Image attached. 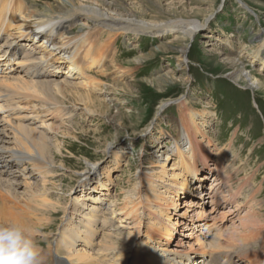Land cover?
<instances>
[{"label":"rangeland","instance_id":"obj_1","mask_svg":"<svg viewBox=\"0 0 264 264\" xmlns=\"http://www.w3.org/2000/svg\"><path fill=\"white\" fill-rule=\"evenodd\" d=\"M102 1L111 3L114 13L122 15L133 13L135 17L151 22L167 18H185L196 19L203 24L201 23L192 39L174 44L176 37L170 34L139 38L132 34L113 37L111 57L103 64L104 72L97 76L99 84L91 85L90 88L93 89L87 91L90 99L96 100H94L96 113L89 115L80 109L82 104L78 101L84 97V89L82 93L79 91V95L64 93L67 105L75 112L72 119L67 120V124L54 119L47 120L55 126L49 127L53 128L52 133L58 127L52 137L53 141L63 146V149L59 158L57 156L54 159L55 172L51 178L53 185L46 197L59 202L60 206L56 213L48 211L44 214L48 220L42 223H47V226L51 227L50 230H54L65 224L61 218L63 211H66L63 220L70 216V225L76 227V232L81 236V226L74 222L81 218L83 211H88L87 204L92 202L93 196L101 198L96 204L102 206L101 210L108 215L107 207L122 206L119 203L123 201L131 185L137 181L139 171L152 168L156 173L164 169L162 164L166 166L167 172H171L175 167L173 170L181 175L175 164L179 167L178 162L181 160L184 163L185 160L176 158L173 147L174 139L187 141L183 133L180 138L175 137L177 127L179 123L181 124L179 119L185 115L184 108L180 107V101L185 99L193 111L211 112L205 117L209 118V124L198 125V129L205 130L202 135L197 133L198 138L196 136L200 146L192 148L188 146V142H183L179 147L180 152L187 154L186 161L189 166H194L196 171H199L198 174L201 173V179L195 181L191 177L187 190L183 187L175 197L167 191L165 204L154 207L158 218L157 226H149V220L144 216L140 224L137 223L135 226L128 224L129 227L124 229L134 234L138 246L135 253L146 261L154 256L161 260V256L167 255L168 258L163 259L164 261L171 260L180 264L189 257L178 256L173 250L190 249L197 250L192 256L195 261L201 258L200 251H203L201 249H204L207 259L208 249L205 246L200 248L201 245L196 243L194 236L200 237L205 233V224L210 222L212 217L209 214L196 217L193 213L201 210L207 213L208 199H202L206 202V205H202L198 198L203 197L201 192L207 191L216 176L214 166L222 165L221 176L226 166L236 171L226 180L227 186L232 190L239 187L242 182H251L254 201L256 199L255 202H258L253 210L244 205L246 190L242 188L238 196H232L223 202L221 207L219 206L220 209L226 210L229 206L233 208L236 201L242 202L236 216L230 219V223L225 219L223 226L236 228L237 235H240L241 228L238 226L237 217L242 218L245 213L251 211L264 220V87L260 90L251 89L242 77L231 79L225 75L228 71L238 69L236 61L234 64L229 61L240 57L244 62L242 68L264 82V64L261 65L260 60L251 58V52L261 46L264 39V0ZM181 44H186L183 57L185 63L182 67L178 62ZM243 47L246 48L244 53L241 52ZM260 55L264 57V47ZM10 66H13V63ZM102 66L86 69L85 72L94 74L95 71L102 70ZM58 73L63 75L65 70L58 69ZM155 78L157 82L151 83L150 81ZM164 101L171 103L161 108L158 113V106ZM72 104H75L76 108L71 107ZM44 121L45 119L41 121L38 119L36 124ZM207 139L212 142L205 144ZM196 141L192 140V143ZM205 145L212 150L210 155ZM219 149L221 154L224 151L225 155L220 158L221 161L218 160V157H221L218 156ZM26 165L22 162L20 167ZM185 174L189 176V173ZM246 178L248 180H245ZM37 184L40 187V184ZM169 185L160 182L161 187H158L157 191L164 190V186L167 189ZM96 191L99 194L95 193ZM221 191L227 194L224 186ZM19 192L22 193V189H19ZM162 194L164 196V193ZM18 196L22 197L21 194ZM4 201L10 203L8 199ZM22 201L24 200L20 198L18 204L20 207L16 205L22 211L19 212L16 207H13L12 211L27 227L35 226L34 217L41 214L34 215L32 202L29 204L32 209L27 212L25 202ZM24 213L25 216L22 215ZM49 217L52 219L51 222ZM121 217L114 216V222L118 223ZM36 226H39V223H36ZM42 229L44 228L32 227L29 233L31 231L30 237L38 245L40 252H46L47 244L42 238L45 230ZM223 230L226 232V227ZM184 238H188L187 244H192V247L177 244ZM99 240L100 235L96 238L93 236L91 242L95 245ZM80 244L81 242H77V245ZM214 256V262L220 257L223 261V255ZM205 258L201 259L205 261ZM258 260L260 259L252 258L255 264Z\"/></svg>","mask_w":264,"mask_h":264},{"label":"bare ground","instance_id":"obj_2","mask_svg":"<svg viewBox=\"0 0 264 264\" xmlns=\"http://www.w3.org/2000/svg\"><path fill=\"white\" fill-rule=\"evenodd\" d=\"M111 7V3L102 0H0V99L2 101L0 104V221L19 223L28 234L31 233V231L29 233V229L32 227L34 229L44 228L42 229L45 230L42 238L46 241L47 251L40 252V264H161L162 261V264H177L171 260L164 261L163 259L168 258L167 255L161 256V260L158 256L150 257L147 261L140 258L135 253L138 246L134 234L124 228L140 224L144 216L149 220V226H157L158 218L154 207L158 204L160 206L165 204L167 191L175 197L183 187H186L187 190L188 180L190 181L191 177L195 181L201 179V173L198 174L199 171L197 172L194 166H189L186 161L187 154L180 152L179 147L183 142H188V146L192 148L200 146L196 139L205 130L198 129V125L199 123L208 125L209 118L205 117H208L211 112H195L189 108L186 100L181 98L180 107L184 108L185 115L184 118L179 119L181 124L179 123L177 127L175 137L180 138L183 133V136L187 137V141L174 139L173 147L176 158L185 160L184 163L181 160L178 162L179 167L182 168L175 164L181 175L173 170L175 167L171 172H167L166 166L162 164L164 169L156 171V173L152 168L147 170L148 172L146 170L139 171L137 181L131 185L125 198L119 203L122 206L107 207L108 215L101 210L102 206L96 204L100 202L98 200L101 198L93 196L92 202L87 204L88 211H83L81 218L74 222L80 224L81 236L76 232V227L70 225V216L63 220L66 211H63L64 214L61 218L65 224H61L60 227L50 230L51 227L47 226V223H42L48 220L44 214L48 211L56 213L60 206L59 202L46 197L53 185L51 178L55 172L53 171L54 159L57 156L59 158L63 149V146L55 140L53 141L52 137L58 127L52 133L51 128L54 125L52 126L47 120L54 119L65 124L67 120L72 119L75 112L67 105L64 93L79 95V91L84 89V97L79 98L80 101H78L82 104L79 108L83 113L93 114L96 110L94 108L96 100L92 101L87 91L93 89L90 88L91 85L99 84L97 76L104 72L105 65L103 64L111 57L113 37L132 34L139 38L170 34L176 37L173 41L174 44L178 41L184 42V40L192 39L202 23L196 19L185 18H167L151 22L135 17L132 12L131 15L114 13V9L112 10ZM185 46L186 44H181L179 50L178 62L181 67L185 63L183 58ZM263 47L264 39L261 46L251 52V58L260 60L261 65L264 64V57L260 55ZM244 50H246L245 47L241 52L244 53ZM234 61H236L235 65L239 67L236 70L228 71L225 74L227 77L237 79L240 76L251 89L260 90L264 87V82L242 68L244 62L240 57L233 61L230 60L229 63L234 64ZM12 63L13 66H10ZM101 66L102 70L95 71L94 74L85 72L86 69L101 68ZM58 69L65 70V74L58 75L61 74L58 73ZM157 79L150 82H157ZM166 102L160 103L157 109L158 113ZM72 106L76 108L75 104ZM38 119L39 121L45 119V121L39 122L40 124L37 125ZM50 125L51 128H49ZM197 133L200 134L197 135ZM192 140L196 142L193 144ZM211 142L207 139L205 144ZM204 147L210 155L212 150L206 145ZM202 152L205 157V151ZM222 154L219 149L218 156L221 155L218 157L219 161L225 156L224 151ZM22 162L27 165L20 167ZM192 162H194V158ZM213 169L216 176L207 191L201 192L203 197L198 198L202 205H206L202 199H208L207 213L201 212L202 210L193 213L196 217L208 214L212 217L211 221L205 224V233L200 237L195 238L196 235L194 236L196 243L201 245L200 248L205 246L208 249L207 259L204 249H201L203 251H200V256L204 257L205 261L201 258L196 261L192 259L193 254L197 251L195 249L173 251L178 256L189 257L180 264H200V262H202L201 264H224L223 262L241 264L236 261H241L243 264H255L252 262V258L260 259L256 264H264V220L251 211L245 213L242 218L237 217L238 226L241 228V234L237 235L236 228L223 226V221L226 219L227 223H230V219L236 216L238 208H241L242 202L236 201L233 208L229 206L226 210L220 209L223 202L232 196H238L239 191L243 188L246 190V200L243 204L253 210L258 202H255L256 199L254 201L251 182H242L240 186L238 185L239 187L232 190L227 186L226 180L236 171L232 168L228 169L226 166V170L221 176L222 165L217 164ZM185 173H189V176H186ZM234 177L236 178V175ZM169 180L172 181L169 182ZM160 182L170 185L167 189L164 186V190L158 189L157 191V188L161 187ZM37 183L40 184V187ZM222 186L226 188L227 194L222 193ZM19 189H22V193L19 192ZM19 193L22 195L20 198L24 200L22 202H25L27 212L30 210L29 204L32 202L35 209L34 215L41 214L33 216L35 226L27 227L26 224L24 225V221L12 211L13 207L18 209ZM6 199L10 203H5ZM260 203L262 204V202ZM21 206L23 205L21 204ZM21 211L19 210V212ZM25 213L22 215L25 216ZM116 215L122 216L118 223L113 220ZM122 221L124 223H121ZM36 223H39V226H36ZM225 227L226 232L223 230ZM98 235H100V240L96 241L97 243L94 245L91 239ZM205 237H209L208 240ZM32 238L34 237L32 236ZM187 241L189 243L188 238H184L177 244L192 247V244H187ZM77 242H81V244L77 245ZM38 244L41 245L39 242ZM143 247L145 246L143 245ZM214 254L223 255V261L220 257L214 262ZM232 257H235V261L232 260Z\"/></svg>","mask_w":264,"mask_h":264},{"label":"clouds","instance_id":"obj_3","mask_svg":"<svg viewBox=\"0 0 264 264\" xmlns=\"http://www.w3.org/2000/svg\"><path fill=\"white\" fill-rule=\"evenodd\" d=\"M0 264H40L38 245L15 222H0Z\"/></svg>","mask_w":264,"mask_h":264},{"label":"water","instance_id":"obj_4","mask_svg":"<svg viewBox=\"0 0 264 264\" xmlns=\"http://www.w3.org/2000/svg\"><path fill=\"white\" fill-rule=\"evenodd\" d=\"M171 102H167L165 105H163V107H165L166 105L170 104Z\"/></svg>","mask_w":264,"mask_h":264}]
</instances>
